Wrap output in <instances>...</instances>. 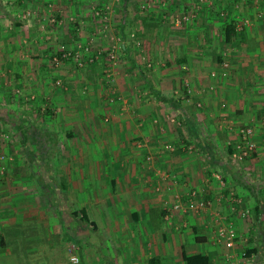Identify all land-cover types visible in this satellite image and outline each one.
<instances>
[{
	"label": "crops",
	"instance_id": "1",
	"mask_svg": "<svg viewBox=\"0 0 264 264\" xmlns=\"http://www.w3.org/2000/svg\"><path fill=\"white\" fill-rule=\"evenodd\" d=\"M56 2V17L94 13L75 0ZM118 4L113 15L122 63L113 88L107 80L103 90L90 83L88 94L80 91L81 106L74 104L76 93L72 97L68 91L67 112L86 113L72 119L63 139L51 130L54 125L44 124L54 141L46 149H34V160L18 134V156L23 155L29 167L16 170L14 163L7 168L10 177L0 180V264H19L12 248L5 246L3 232L10 234L23 220L42 218L49 210L58 214L60 207L70 210L65 223L75 239L91 237L98 243L96 254L78 248L84 250V262L185 264V252L207 254L210 264H238L248 246L256 249L246 263L264 264V0ZM6 10L0 2V13L14 17ZM184 13L194 16L182 26L176 24ZM129 15L131 27L146 41L151 64L157 65L153 72L125 63L133 51L122 39ZM40 46L39 57L33 59L39 67L46 61L40 55L45 47ZM93 78L88 71L84 81ZM110 95L116 98L109 103ZM59 96L52 100L58 103ZM240 126L253 128L255 149L235 167L229 148ZM168 144L172 151L166 149ZM213 169L221 171L219 180ZM43 190L49 204L42 203ZM191 190L211 204L188 208ZM178 200L182 207L170 211ZM83 213L92 222L84 221ZM228 225L238 235L229 249L217 241L218 228ZM51 226L62 228L57 220ZM97 256L100 259L93 260Z\"/></svg>",
	"mask_w": 264,
	"mask_h": 264
},
{
	"label": "rangeland",
	"instance_id": "2",
	"mask_svg": "<svg viewBox=\"0 0 264 264\" xmlns=\"http://www.w3.org/2000/svg\"><path fill=\"white\" fill-rule=\"evenodd\" d=\"M53 1L56 2L57 0H16L17 9L31 11V16L21 18L19 25H15L13 23L14 19L5 12L0 13V156H2L0 158V180L3 177H10L7 171L10 167H14V163H17L16 170H19L20 167H29L27 161L23 159L24 156H18L22 146L18 143V133L14 131L11 121L8 122L9 120H7L8 118L21 115L28 117L33 123L40 122L41 124L54 125L51 130H53L55 136L63 139L68 130L66 127L72 119L80 120L86 113L70 110L67 112L65 106L67 105L66 94L68 91H71L72 97L73 93H76V97H73L75 98L74 104L78 103V106H81L84 102L80 96L82 95L80 91L84 90L88 94L93 85H96L94 86L96 88L101 85V90H103L104 80H107L108 86L110 85L109 87L112 89L113 80L115 81L118 78L116 71L118 65L122 63L120 57L121 38L114 29L118 20L116 21L113 14L115 13L114 9L119 7V0H75L74 4L86 5L85 9L92 11L95 7L101 9L104 13L96 15L91 12L88 17L79 16L78 18L72 15L66 17V19L55 16V12L52 10ZM142 5H145V7H142ZM142 5H140V9L144 13L146 4ZM77 8L79 9L80 6ZM126 20L128 26L122 39L125 43L131 45L133 51L132 59L126 58L125 63H130V65L132 62L136 63L135 67L137 69L140 67L144 73L153 72L157 69H155L157 65L151 64L152 58L147 50L146 41L137 34L134 27H131L130 15L127 16ZM38 45L45 47L42 48L44 51L40 55L46 61L40 67L33 60L39 57V54L36 53ZM86 45L89 46L90 53L94 54L100 51L98 58H94L93 61L86 58L84 53ZM60 50L70 51L72 54L79 53L81 65L71 55H69L70 61L64 62V60L59 59L58 63L55 64L53 56L57 53L56 51ZM97 70L101 74H98ZM88 71L94 74L91 82L84 81ZM101 77H103V80H101ZM105 91L110 93L111 90L106 87ZM53 95H60L58 103L52 100ZM118 96L122 99V95ZM110 98L114 100L116 97H113V95L108 96V102ZM96 100V102H100L99 97ZM100 115H96V118L103 119V116ZM166 149L172 151V149ZM230 163L235 167L239 165V163L233 161ZM220 168L221 166H219ZM220 170L213 169L219 175V179L221 178L220 173H218ZM45 190L42 192L41 198L44 201L42 203L49 204V199H47L49 195L46 196ZM51 193L56 196L55 190L52 189ZM18 208L20 207H16V209ZM58 210L59 215L56 212L51 213L52 211L49 210L42 214V218L34 217L23 220L10 234H8V231L5 232L6 234L2 233L5 246L12 248L11 252L15 255L14 260L19 264L93 263L84 262V258L85 254L88 255L87 251L96 254L99 250L98 243L91 240V237L88 240L75 239L68 229L69 225L65 223L67 219H71L69 208L60 207ZM52 220L58 221L62 227L61 230L57 231L52 228ZM96 234L95 232L94 235L97 236ZM222 244L224 245V243ZM81 247H85V254L83 249H81V252L78 250ZM224 247L226 246L224 245ZM72 257L76 260L73 261ZM99 257L101 258L100 255ZM99 257L97 256L93 260H99ZM226 260L229 263L230 258Z\"/></svg>",
	"mask_w": 264,
	"mask_h": 264
},
{
	"label": "built area",
	"instance_id": "3",
	"mask_svg": "<svg viewBox=\"0 0 264 264\" xmlns=\"http://www.w3.org/2000/svg\"><path fill=\"white\" fill-rule=\"evenodd\" d=\"M1 5L7 9L8 11H12V14L14 15V17L16 18H25L27 16H31L30 10H19L16 7V0H0ZM94 7V6H93ZM107 7V6H105ZM142 7H145V5H142ZM94 9V13L96 15L99 14H103L104 12L101 11V9H97V8H93ZM194 16V14H181L179 15L175 20H176V24L178 25H183L184 23H187L192 17ZM53 21V18L51 19ZM84 53L86 54V58L89 61H93L94 58H98V55L100 54V51H97L96 53H90V48L88 45H86L84 47ZM69 55H71L75 60L77 59L79 61V64L81 65V61L79 60L80 58V54L76 53V54H72L70 51H64V53L62 54L63 57H68ZM112 57V54L110 55ZM53 62L56 64L59 61V57L55 54L53 56ZM223 67H225L227 64L226 62L222 63ZM212 75L214 76L215 73L212 72ZM111 101L113 99H110ZM237 141H235L231 147L232 150L229 153V157L231 159V161H233L234 163H241L244 161V159H246L247 157H250L255 149V142L253 139V128L250 126H240L237 128ZM166 148L168 149H172L171 145H166ZM0 158H2V156H0ZM1 172V171H0ZM216 178L219 179V175L217 173L214 174ZM188 208H193V209H204L207 206H209L211 204V201L209 199H206L204 197H198L197 193L195 190H191L189 195H188ZM180 207H182V202L180 200L176 201L175 203H173L171 205L170 211L172 210H178L180 209ZM238 237L236 230L231 226L228 225L226 227H219L218 231H217V241L220 243H224V245L227 248H232L234 247L236 238ZM243 255V254H242ZM241 255V259L238 262V264H247L245 261L246 257H243ZM73 261L76 260V258L72 257L71 258Z\"/></svg>",
	"mask_w": 264,
	"mask_h": 264
},
{
	"label": "trees",
	"instance_id": "4",
	"mask_svg": "<svg viewBox=\"0 0 264 264\" xmlns=\"http://www.w3.org/2000/svg\"><path fill=\"white\" fill-rule=\"evenodd\" d=\"M11 18L14 19L13 23L15 25L20 24L21 22L20 18H16V17H11ZM228 36H229V32L227 31L225 33L226 39H229ZM63 53L64 51L60 50V51H57L56 55L61 60H69L70 57L69 56L63 57L62 56ZM7 120H9L8 122L11 121L14 127V131L17 132L21 136L22 145L26 147L30 160H34V158L36 157L34 154V151H35L34 149H37V148L46 149L50 145V143L54 141L53 133L44 124H35L32 121H30L28 117H24L21 115L12 116L8 118ZM231 150H232V147L229 148V152H231ZM81 218L88 223L92 222L88 220V217L85 216L84 213L82 214ZM255 249H256L255 247L245 246L242 249V254H243L242 256L248 257L249 254ZM182 259L185 264H210L208 255L204 253L186 254L185 252H183Z\"/></svg>",
	"mask_w": 264,
	"mask_h": 264
}]
</instances>
